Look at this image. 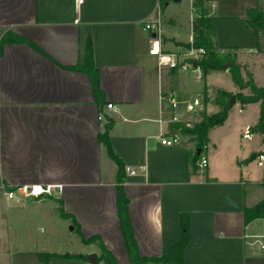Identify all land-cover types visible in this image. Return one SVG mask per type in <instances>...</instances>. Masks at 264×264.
Segmentation results:
<instances>
[{"label":"crops","instance_id":"crops-1","mask_svg":"<svg viewBox=\"0 0 264 264\" xmlns=\"http://www.w3.org/2000/svg\"><path fill=\"white\" fill-rule=\"evenodd\" d=\"M181 1L170 0L160 10L159 0H84L81 5L76 0H0L2 177L14 191L51 187L43 200L0 195V222L20 243L14 264H43L39 253L98 256L99 244L85 245L80 234L100 237L118 264H130L118 217L117 165L98 139L109 120V138L125 169L144 167L134 176L126 174L123 184L140 256H165L181 240L186 216L183 264H264V217L245 223L243 214L264 199V164L259 165L264 144L257 134L244 137L259 119V104L242 106L236 100L226 122L209 132L206 168L199 167L200 149L189 136L179 134L174 147L160 142L161 136L173 135L170 96L183 101L181 111L188 98L192 103L201 99L197 113L184 114L185 119L196 115L198 120L204 109L215 114L219 108L215 103L209 108L207 100L209 87L220 78L217 71L205 76L201 70L203 87L194 91L192 72L160 67L150 55L153 33L145 26L157 17L165 52L180 55L193 43L197 14L193 0L189 9L174 5ZM257 1L264 8V0H241L235 12H222V0H208L204 7L218 49L236 53L238 64L260 86L255 71L263 67L264 54H257V38L244 25ZM88 40L102 91L98 99L81 69ZM36 217L48 218L57 233L61 222L72 226L77 248L32 246ZM55 234L48 232V238ZM47 264L92 263L52 259Z\"/></svg>","mask_w":264,"mask_h":264},{"label":"trees","instance_id":"trees-1","mask_svg":"<svg viewBox=\"0 0 264 264\" xmlns=\"http://www.w3.org/2000/svg\"><path fill=\"white\" fill-rule=\"evenodd\" d=\"M160 10H163L164 6L170 2V0H159ZM208 0H193L192 6L196 11L197 16L194 18L193 34L194 39L191 45L186 47L202 48L206 51V54L202 59L198 61V66L204 73L208 75L216 71L228 70L231 81L238 89V93L234 95L235 99L242 105L258 103L260 106V115L257 123L249 129L251 134H257L261 137L264 144V85L258 86L253 78V75L247 71L245 66H240L237 63V54L225 49H218L214 41L212 18L209 17L204 5ZM244 25L250 29L257 38V54H264V8L257 1L256 5L247 11V15L244 20ZM18 40V38H17ZM16 41V39H14ZM85 70L90 76L95 97L102 94L99 85V74L93 63V50L90 40L87 42L86 47V64L81 68ZM245 71L243 75L242 71ZM244 90H248V94H243ZM233 95L228 92L218 91L214 103L221 110L218 113L208 115L206 112L200 114L199 119L192 124L191 127H185L183 124L177 123L171 125L172 131L179 132V134L189 136L195 143L198 149H201L209 140V132L216 127L222 126L228 117V111L231 106L229 102ZM112 125V120L105 125L103 134L99 135V142L105 147L111 160L117 165V189H118V217L121 224L122 234L127 250V255L130 264H147V263H168L175 262L177 264H183V252L188 243V223L187 217L183 216L182 219V236L181 240L174 245L168 253L161 258H147L142 257L138 253L137 243L135 241L133 231L130 225V220L127 211L128 200L125 197L123 191V184L126 175L125 167L122 160L114 152L110 138L109 130ZM256 155L250 157L249 161L254 160ZM264 186V181H263ZM59 214L61 217H66L63 211L62 202L59 203ZM245 223H249L256 218L264 217V199L254 206L253 208H245L243 210ZM81 241L85 245L92 243H98L100 248V255L98 256L97 264H118L115 257L110 251H108L103 245L101 238L93 236L86 239L80 234ZM39 260L43 264H47L52 259L61 260H75L81 262H88V256L85 255H57L49 253H39Z\"/></svg>","mask_w":264,"mask_h":264},{"label":"built area","instance_id":"built-area-1","mask_svg":"<svg viewBox=\"0 0 264 264\" xmlns=\"http://www.w3.org/2000/svg\"><path fill=\"white\" fill-rule=\"evenodd\" d=\"M77 4H83L84 0H76ZM145 29L151 33H153V38L151 40V48L150 55L155 57L158 61V65L160 67H166L170 70L174 71H182V72H195L199 74L201 72L200 67L194 66V63H198L200 59L206 54V51L202 48H194L189 47L184 54H175V53H167L163 50V43L161 39V21L160 18L154 22L147 23ZM172 113L170 118V124H183L185 127H191L195 121H190L189 119L184 118V114H196L197 107L201 105V99L195 98L192 104H187L185 106V110H180L179 102L176 100L174 96L169 97ZM108 109H114L112 104L107 105ZM173 135L171 137H160V142L163 146L166 147H174L179 145L180 138L179 132L172 131ZM244 137L247 139L251 138V133L248 130L245 131ZM208 146L205 144L199 150V167L206 168L208 166V159L206 158V151ZM264 164V154L259 157V165ZM126 174L129 176H134L137 172L144 171V167L140 166L138 169H125ZM51 194V187H44L43 185H33V186H23L18 190L14 191L10 189L3 180L2 177V167L0 164V195L8 200H18L19 198H35L39 200H43L46 195ZM262 249L264 250V244L262 245Z\"/></svg>","mask_w":264,"mask_h":264},{"label":"rangeland","instance_id":"rangeland-1","mask_svg":"<svg viewBox=\"0 0 264 264\" xmlns=\"http://www.w3.org/2000/svg\"><path fill=\"white\" fill-rule=\"evenodd\" d=\"M239 3H241V0H222L221 4L219 5L220 10L222 12H235L234 10L237 9ZM177 5L178 7H187L189 9L190 7V0H183L178 4H174ZM262 5L264 6V1H262ZM175 8V7H174ZM237 14V13H236ZM188 19V17H187ZM185 35V30L182 31ZM188 49V47H185L182 51V54L186 53V50ZM237 63H239V57H237ZM240 66H243L241 64H239ZM246 67V66H245ZM218 72V71H217ZM256 80L257 82L260 83V86H262L264 83V65L261 68H257L256 69ZM243 73V71H242ZM220 78H215L214 79V85L209 87L210 92L208 93V103H209V108H214V98L217 94L218 91H234V84L232 83L230 76H229V72L228 70H224V71H219L218 72ZM246 73L244 72L243 75H245ZM198 75V76H197ZM192 76V83L195 84L194 91L195 89L197 90L198 87H203V83H204V79H203V75L201 72H199V74L192 72L191 73ZM196 79V80H195ZM193 84V85H194ZM216 86V87H215ZM220 88V89H218ZM231 93L233 96L235 93L229 92ZM179 103L180 106H182V100L180 99H176ZM186 100V99H185ZM193 101V97L188 98V100H186V102L184 103L189 104L192 103ZM236 104V102H235ZM220 108H217L216 111H220ZM215 110L213 109L212 111L210 109H204L203 112H206L208 115H212L213 112ZM216 112V113H218ZM192 117L189 118L190 121H197L196 120V115H191ZM243 130V129H242ZM242 130H241V135H242ZM221 135V133H220ZM241 141H242V136H241ZM37 218V228L38 230L35 232L34 231V242H32V246H37V248H40L43 250H65L67 248H73L76 249L77 245L75 242V235L73 234V232H70L72 226L70 227H66L64 226L65 224L59 223L58 227H60L61 231L64 232L65 234H62L61 231L60 233H57V227L56 225L53 227L51 226V224L47 221L48 218H40V217H36ZM41 229V231H40ZM54 232L56 233L55 236L50 240L48 238V232ZM12 238L17 239L18 236H13L10 232L9 226L7 224H4L2 222H0V264H14V255L17 252V246L16 244H20L17 243V241H12ZM14 240V239H13ZM79 243V242H78ZM89 249L87 248H83L82 251L83 253L88 252ZM49 254H53V253H49ZM58 255V254H57ZM100 255V254H99ZM98 255V256H99ZM61 260V259H59ZM100 264V263H99Z\"/></svg>","mask_w":264,"mask_h":264},{"label":"water","instance_id":"water-1","mask_svg":"<svg viewBox=\"0 0 264 264\" xmlns=\"http://www.w3.org/2000/svg\"><path fill=\"white\" fill-rule=\"evenodd\" d=\"M194 66H197V63H194ZM235 102H236V99L233 96L229 102V105L232 107L234 106ZM87 258H88V261L91 262L92 264H97L98 262V256L96 254H91Z\"/></svg>","mask_w":264,"mask_h":264}]
</instances>
